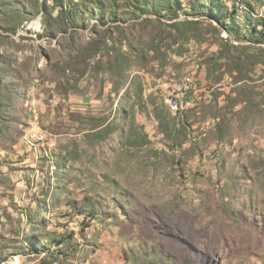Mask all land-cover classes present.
<instances>
[{"label":"rangeland","instance_id":"rangeland-1","mask_svg":"<svg viewBox=\"0 0 264 264\" xmlns=\"http://www.w3.org/2000/svg\"><path fill=\"white\" fill-rule=\"evenodd\" d=\"M183 2L179 19L121 32L92 20L52 38L41 14L0 28V91L16 101L0 136V264H264V45L217 34L211 15L196 18L200 41L180 38L167 25L195 19ZM189 76L200 100L175 112Z\"/></svg>","mask_w":264,"mask_h":264},{"label":"trees","instance_id":"trees-1","mask_svg":"<svg viewBox=\"0 0 264 264\" xmlns=\"http://www.w3.org/2000/svg\"><path fill=\"white\" fill-rule=\"evenodd\" d=\"M49 1L53 3L52 6L48 4ZM187 1L190 12L184 10V13L195 19L185 18L167 25L172 29L171 33H178L180 38L188 41H200L209 29L203 27L205 22L203 19L196 18H205L211 15L210 17L216 20L218 24L214 26L217 34L225 31L236 41H246L251 45H264V12L257 14L253 6L254 2H259L261 6L264 5L261 0H254L253 2L249 0ZM228 1H231V4ZM30 3L32 9L26 8L19 0H0V28L2 31L15 34L25 22L41 14L45 34L52 38H56L60 33L71 34L86 30L89 25L88 22L92 20L98 21L90 29L94 34L97 33L96 28L98 26H107L108 24L106 33L110 32V28L121 32L133 25L147 26L146 23H148L149 26H158L164 25L163 19H179L184 4L183 0H30ZM145 15H153L155 18L146 17L142 19ZM123 24H128V26L124 28ZM109 36L112 38V35ZM100 46L101 43L94 47L92 52L94 56L98 53L97 49H100ZM129 47L135 53L139 51L135 50L136 46L129 45ZM75 49H79V46ZM223 49L220 52L221 59L225 57ZM155 50L156 46L152 42V50L149 49V51ZM80 54L81 52L77 55L80 57ZM1 58L0 52V60ZM111 60L107 62L108 71L112 72L115 77H121L124 69L127 68L125 55L112 57ZM219 67L222 66L219 65ZM229 67L238 74H242L244 70L243 65L236 64L233 68ZM2 68L0 66V76L3 73ZM4 87L6 90L0 91V136L9 127L6 123L9 118H5L7 111L15 108L16 105L12 90L7 91L10 89L8 84ZM54 243L62 245L61 247L65 246V248L72 245L70 241L65 242L63 239L57 238ZM69 244L70 246H68ZM61 250L65 252L63 248H60Z\"/></svg>","mask_w":264,"mask_h":264},{"label":"bare ground","instance_id":"bare-ground-1","mask_svg":"<svg viewBox=\"0 0 264 264\" xmlns=\"http://www.w3.org/2000/svg\"><path fill=\"white\" fill-rule=\"evenodd\" d=\"M187 79L188 80H194L190 76L186 78V86L182 91H180L182 102H179L177 99L176 100L169 99V107L171 110H173L175 112L180 111L181 109H187V107L192 108L195 106L196 102H194V100L192 98H187V89H188V80ZM178 98H179V96H178ZM39 134H40V139L36 140L35 131L30 133V136L28 139L32 145H34L36 142L42 141L44 139L43 134H41V133H39Z\"/></svg>","mask_w":264,"mask_h":264},{"label":"built area","instance_id":"built-area-1","mask_svg":"<svg viewBox=\"0 0 264 264\" xmlns=\"http://www.w3.org/2000/svg\"><path fill=\"white\" fill-rule=\"evenodd\" d=\"M193 84H194V80H188L187 98H192L194 100V102H197L200 100V97H198L197 86H193ZM167 101H169V97H168ZM187 108H190V107H187ZM35 136H36V140L40 139L38 127L35 130ZM26 145H27V143H26Z\"/></svg>","mask_w":264,"mask_h":264}]
</instances>
